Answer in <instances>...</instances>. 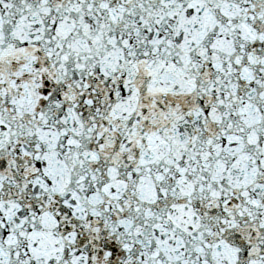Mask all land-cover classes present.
I'll use <instances>...</instances> for the list:
<instances>
[{"label": "snow or ice", "instance_id": "6c2138e0", "mask_svg": "<svg viewBox=\"0 0 264 264\" xmlns=\"http://www.w3.org/2000/svg\"><path fill=\"white\" fill-rule=\"evenodd\" d=\"M0 264H264V0H0Z\"/></svg>", "mask_w": 264, "mask_h": 264}]
</instances>
